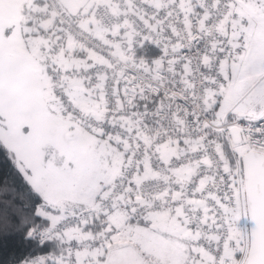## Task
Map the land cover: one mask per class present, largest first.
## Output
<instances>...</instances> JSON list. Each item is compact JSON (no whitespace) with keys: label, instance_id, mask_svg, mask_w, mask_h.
<instances>
[{"label":"snow or ice","instance_id":"1","mask_svg":"<svg viewBox=\"0 0 264 264\" xmlns=\"http://www.w3.org/2000/svg\"><path fill=\"white\" fill-rule=\"evenodd\" d=\"M0 264H264V0H0Z\"/></svg>","mask_w":264,"mask_h":264},{"label":"trees","instance_id":"2","mask_svg":"<svg viewBox=\"0 0 264 264\" xmlns=\"http://www.w3.org/2000/svg\"><path fill=\"white\" fill-rule=\"evenodd\" d=\"M13 243H14V240L11 237L5 240L3 236H0V250H2V248L5 245H7L8 247H11Z\"/></svg>","mask_w":264,"mask_h":264}]
</instances>
